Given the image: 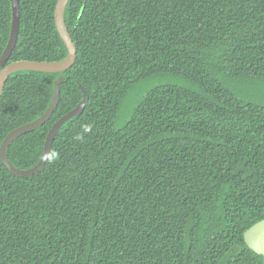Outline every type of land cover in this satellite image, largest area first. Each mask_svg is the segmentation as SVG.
Instances as JSON below:
<instances>
[{
    "label": "trees",
    "instance_id": "trees-1",
    "mask_svg": "<svg viewBox=\"0 0 264 264\" xmlns=\"http://www.w3.org/2000/svg\"><path fill=\"white\" fill-rule=\"evenodd\" d=\"M18 1L8 63L64 60L57 0ZM11 19L0 0V57ZM64 19L76 61L8 161L38 163L78 85L87 104L38 173L0 160V264H263L243 234L264 220V0H68ZM58 77L8 78L0 145L48 109Z\"/></svg>",
    "mask_w": 264,
    "mask_h": 264
},
{
    "label": "water",
    "instance_id": "water-1",
    "mask_svg": "<svg viewBox=\"0 0 264 264\" xmlns=\"http://www.w3.org/2000/svg\"><path fill=\"white\" fill-rule=\"evenodd\" d=\"M9 1L11 4L12 19H11L9 39L0 57V96L6 81L14 73L21 71H32V72H39L46 74H59L58 79L54 83L53 98L48 109L35 121L12 130L10 133L6 135V137L3 139L0 145V160L3 163V165L8 169V171L11 173V175L17 178H28L38 173L41 170V168L44 166L45 153L50 152L52 143L55 140L57 133L61 130L64 124L70 121L71 119L76 118L82 114L87 104L88 94L81 85H78L79 90L82 93L81 102L73 110L65 114L63 117H61L49 130L45 138L41 157L35 166L26 170H19L12 166V164L8 161L6 156L8 147L17 138L41 127L50 118V116L56 109L59 102V93H60L59 84L63 81L62 73H64L74 65L76 61L77 51L75 45L73 44V41L70 38L68 29L65 25L64 13L68 0H57L55 14H54L55 27L60 38L62 39V41L64 42L67 48V57L59 62L21 61V62L8 63L10 55L13 49L15 48L17 42L19 19H20L19 9H18L19 1L18 0H9ZM243 239L247 247L252 252L263 258V264H264V220L257 222L249 229H247L243 234Z\"/></svg>",
    "mask_w": 264,
    "mask_h": 264
},
{
    "label": "clouds",
    "instance_id": "clouds-1",
    "mask_svg": "<svg viewBox=\"0 0 264 264\" xmlns=\"http://www.w3.org/2000/svg\"><path fill=\"white\" fill-rule=\"evenodd\" d=\"M84 130L85 131L89 130V126L84 125ZM75 139L82 140L83 136L78 134L75 137ZM58 158H59V152L57 151L51 150L50 152L45 153V162H54Z\"/></svg>",
    "mask_w": 264,
    "mask_h": 264
}]
</instances>
